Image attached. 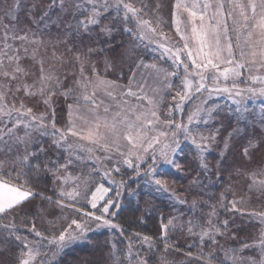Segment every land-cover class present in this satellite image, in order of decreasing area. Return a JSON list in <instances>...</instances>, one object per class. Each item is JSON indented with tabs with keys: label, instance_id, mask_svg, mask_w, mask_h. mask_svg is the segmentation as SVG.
<instances>
[{
	"label": "snow or ice",
	"instance_id": "obj_1",
	"mask_svg": "<svg viewBox=\"0 0 264 264\" xmlns=\"http://www.w3.org/2000/svg\"><path fill=\"white\" fill-rule=\"evenodd\" d=\"M149 215L151 236L117 222ZM77 245L98 258L75 264H264V0H0V264Z\"/></svg>",
	"mask_w": 264,
	"mask_h": 264
},
{
	"label": "rangeland",
	"instance_id": "obj_2",
	"mask_svg": "<svg viewBox=\"0 0 264 264\" xmlns=\"http://www.w3.org/2000/svg\"><path fill=\"white\" fill-rule=\"evenodd\" d=\"M138 2V0H137ZM117 39H120V37H117ZM102 62L101 64L98 66L100 68H102ZM163 67L167 68L168 65L167 64H164ZM109 78H114V77H109ZM124 81H122L123 83ZM245 85L244 84H241V87H244ZM206 95V94H205ZM213 101L216 102V103H219L220 105L224 106V107H230L231 106V100L228 99V97L225 95V94H221L220 96L216 97L214 96L213 98ZM199 101H196L195 103H198ZM25 103L27 104V106L31 107L33 102L32 101H28L26 100ZM61 103H63V101L61 100ZM68 103H72L71 100L68 101ZM257 106H259V101L257 100ZM35 111L38 113L40 112H43L44 111V108L43 106H41L40 108L38 109H35ZM177 118H179V116H177ZM64 124V119H61V122H60V125L58 126H63ZM187 150V149H186ZM116 179H120L119 176L116 177ZM181 183H186V181H182ZM107 186V185H106ZM223 189H217L216 190V195L219 196L220 194V191H222ZM233 191L235 193L238 194V196L240 195H243V196H247V193L246 191L244 190V181L243 180H240L238 182H236L234 184V187H233ZM233 197L231 195L228 196V199L231 200ZM147 198H145L146 200ZM205 199H207V197H205ZM163 200H166L165 197H161L160 200H157V201H154V203H157L159 204L161 201ZM211 203L215 204L216 201L213 200L211 201ZM141 204V208H148L149 206L145 203L144 200H142L140 202ZM258 207V202L255 201V200H252L251 202H248L247 204V208L248 210H252L253 208H257ZM168 210V209H167ZM218 211H220L221 215H220V218L221 219H225L227 218L226 215L223 213V210L222 209H218ZM185 219H187V216L185 217ZM236 220H237V224H241L242 222V218H240L238 215L236 217ZM130 232H136V231H132V230H129ZM247 231V229H246ZM246 231L245 232H241L240 235L241 236H244L246 234ZM108 233L107 232H102V233H98L95 237H94V241H100V242H103L107 237H108ZM173 239L176 243H178L180 245V251L183 252V253H187L185 251H188L190 250L188 248V244H191L192 243V240L190 237L187 236L186 232H178L175 236H173ZM221 243H224L223 240H221ZM79 245L77 246H73V248L71 250H65L67 254L69 253H74L76 252L78 249ZM88 248V247H87ZM90 251H92L90 248H88ZM194 252L196 251V249L193 250ZM66 255H64L63 257V260H61V264H65V258H66ZM170 259H176L177 261H180V262H184L186 260V257L185 256H181V255H178L176 252H173L172 255L170 256Z\"/></svg>",
	"mask_w": 264,
	"mask_h": 264
},
{
	"label": "trees",
	"instance_id": "obj_3",
	"mask_svg": "<svg viewBox=\"0 0 264 264\" xmlns=\"http://www.w3.org/2000/svg\"><path fill=\"white\" fill-rule=\"evenodd\" d=\"M49 194H51V193H49ZM163 210L165 212L168 211L167 209H163ZM125 215H127V213ZM137 215H140V214L137 213ZM117 222L121 223V224H124V227L128 228L129 230L136 231V232H141L144 235H150V236L153 235L152 228H153L154 224L156 223L155 219L151 215H149V218L146 221V223L148 225L147 228L137 227L136 225L126 224V223H124L123 219L118 220ZM77 249L78 250L76 252L67 254V256L65 258V264H75V262L78 259L79 260H84V259L98 258V257H93L92 251H90L87 247H85L83 245H79L77 247ZM191 250L193 251L194 249H191ZM188 251H185V252H188Z\"/></svg>",
	"mask_w": 264,
	"mask_h": 264
}]
</instances>
